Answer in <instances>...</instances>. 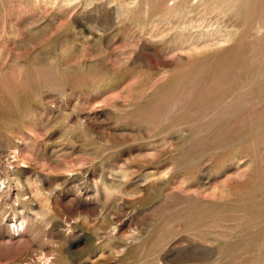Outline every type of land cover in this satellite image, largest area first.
Instances as JSON below:
<instances>
[{"label":"rangeland","instance_id":"374dc122","mask_svg":"<svg viewBox=\"0 0 264 264\" xmlns=\"http://www.w3.org/2000/svg\"><path fill=\"white\" fill-rule=\"evenodd\" d=\"M0 264H264V0H0Z\"/></svg>","mask_w":264,"mask_h":264}]
</instances>
